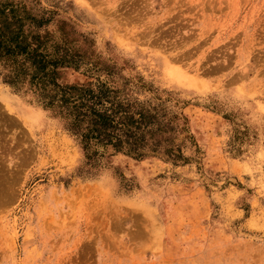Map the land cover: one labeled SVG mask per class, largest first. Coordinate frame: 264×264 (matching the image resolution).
I'll list each match as a JSON object with an SVG mask.
<instances>
[{
  "label": "rangeland",
  "instance_id": "1",
  "mask_svg": "<svg viewBox=\"0 0 264 264\" xmlns=\"http://www.w3.org/2000/svg\"><path fill=\"white\" fill-rule=\"evenodd\" d=\"M0 264H264V0H0Z\"/></svg>",
  "mask_w": 264,
  "mask_h": 264
},
{
  "label": "trees",
  "instance_id": "2",
  "mask_svg": "<svg viewBox=\"0 0 264 264\" xmlns=\"http://www.w3.org/2000/svg\"><path fill=\"white\" fill-rule=\"evenodd\" d=\"M92 102L87 105H82V109H88V111L80 110L77 113V121H75L76 128H79L80 122L88 118V122L91 123L90 128L92 131L96 132L91 134L92 137H97L100 140H107L111 142L115 138L114 144L117 148L122 149L123 144L127 143L129 150H136L137 140L123 138L122 134H115L114 129H116L117 124L115 123L114 116L111 113H108L109 110L104 108V91L99 90ZM106 95V92H105ZM93 99V98H92ZM82 103H84L82 101Z\"/></svg>",
  "mask_w": 264,
  "mask_h": 264
},
{
  "label": "bare ground",
  "instance_id": "3",
  "mask_svg": "<svg viewBox=\"0 0 264 264\" xmlns=\"http://www.w3.org/2000/svg\"><path fill=\"white\" fill-rule=\"evenodd\" d=\"M256 59V58H255ZM260 61V60H259Z\"/></svg>",
  "mask_w": 264,
  "mask_h": 264
}]
</instances>
